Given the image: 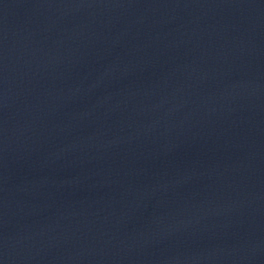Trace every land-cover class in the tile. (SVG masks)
<instances>
[{"label":"water","instance_id":"1","mask_svg":"<svg viewBox=\"0 0 264 264\" xmlns=\"http://www.w3.org/2000/svg\"><path fill=\"white\" fill-rule=\"evenodd\" d=\"M0 264H264V0H0Z\"/></svg>","mask_w":264,"mask_h":264}]
</instances>
